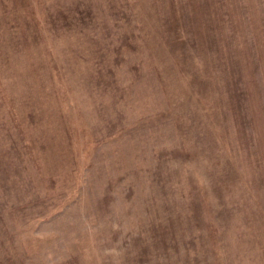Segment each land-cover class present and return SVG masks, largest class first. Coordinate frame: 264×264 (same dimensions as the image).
Segmentation results:
<instances>
[{
    "label": "rangeland",
    "instance_id": "obj_1",
    "mask_svg": "<svg viewBox=\"0 0 264 264\" xmlns=\"http://www.w3.org/2000/svg\"><path fill=\"white\" fill-rule=\"evenodd\" d=\"M0 264H264V0H0Z\"/></svg>",
    "mask_w": 264,
    "mask_h": 264
}]
</instances>
